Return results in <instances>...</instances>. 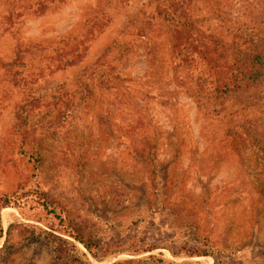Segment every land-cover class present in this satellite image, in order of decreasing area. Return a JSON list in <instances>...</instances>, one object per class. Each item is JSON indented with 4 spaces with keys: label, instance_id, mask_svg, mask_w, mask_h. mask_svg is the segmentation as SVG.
I'll use <instances>...</instances> for the list:
<instances>
[{
    "label": "rangeland",
    "instance_id": "obj_1",
    "mask_svg": "<svg viewBox=\"0 0 264 264\" xmlns=\"http://www.w3.org/2000/svg\"><path fill=\"white\" fill-rule=\"evenodd\" d=\"M189 1L264 21V0ZM153 3L0 0V264H264V163L198 106L165 33L139 35Z\"/></svg>",
    "mask_w": 264,
    "mask_h": 264
},
{
    "label": "trees",
    "instance_id": "obj_2",
    "mask_svg": "<svg viewBox=\"0 0 264 264\" xmlns=\"http://www.w3.org/2000/svg\"><path fill=\"white\" fill-rule=\"evenodd\" d=\"M147 7L144 5L130 17L132 23L139 24V35H145L141 30L145 25H154L165 33L177 59V69L189 82L198 106L212 119L228 118V127L246 140L257 164L264 163V21H236L226 9L216 6L198 17L189 0H154L149 10ZM244 16L245 12L241 17ZM208 20H214L224 34L205 27L203 22ZM117 68L114 62L98 76L105 89L116 87L120 77ZM85 90H78L80 98L95 104L93 88L87 84ZM69 233L92 256L106 255L103 248L86 242L79 233Z\"/></svg>",
    "mask_w": 264,
    "mask_h": 264
}]
</instances>
